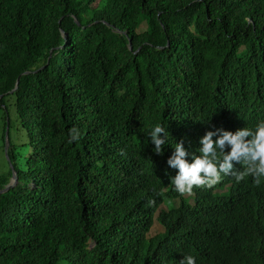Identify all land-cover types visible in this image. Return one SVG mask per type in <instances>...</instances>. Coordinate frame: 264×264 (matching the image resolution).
Instances as JSON below:
<instances>
[{
	"label": "trees",
	"instance_id": "16d2710c",
	"mask_svg": "<svg viewBox=\"0 0 264 264\" xmlns=\"http://www.w3.org/2000/svg\"><path fill=\"white\" fill-rule=\"evenodd\" d=\"M262 120L264 0H0L3 148L7 125L26 132L0 173V189L18 178L0 193V264H208L198 247L223 244L230 206L198 191L168 223L176 194L154 197L143 175L171 176L175 142L198 155L206 130Z\"/></svg>",
	"mask_w": 264,
	"mask_h": 264
},
{
	"label": "clouds",
	"instance_id": "9594fccd",
	"mask_svg": "<svg viewBox=\"0 0 264 264\" xmlns=\"http://www.w3.org/2000/svg\"><path fill=\"white\" fill-rule=\"evenodd\" d=\"M166 128L158 123L148 133L151 151L157 155L163 154L170 137ZM79 138V131L73 128L68 142ZM171 148L164 166L166 174L171 176L153 178L149 174L143 175L151 190H155L157 195L154 197L166 198L168 192L176 194L170 205L172 213L168 223L183 219L184 214L191 211L188 206L193 203L191 196L196 192L220 196L230 206L226 221L232 227L217 251L213 245L199 246L198 249L208 264H264V222L254 214L257 206L264 207V120L258 121L254 128L243 127L234 132L221 127L206 130L199 138L198 155L188 151L182 141L175 142ZM237 163L243 164L240 169H237ZM231 175L237 183L249 177L250 185L243 195L231 191L234 183ZM184 200L186 205L181 208ZM161 208L167 209L164 202L159 204L158 211ZM155 225L159 231L163 230L162 225ZM200 234L203 233L197 236ZM178 264H196V258L185 255Z\"/></svg>",
	"mask_w": 264,
	"mask_h": 264
},
{
	"label": "rangeland",
	"instance_id": "374dc122",
	"mask_svg": "<svg viewBox=\"0 0 264 264\" xmlns=\"http://www.w3.org/2000/svg\"><path fill=\"white\" fill-rule=\"evenodd\" d=\"M144 29V24L141 25V27H139V31ZM15 121V120H14ZM16 122V121H15ZM13 122L12 124L10 123V125H7V130H5V147L3 148V140H2V125L0 122V173L3 174L5 172L8 171V168H11V164L8 162V158L6 156V144H7V138L8 141L9 139L14 143V144H20V142L26 143V132L24 129H20L19 132V128H17V124ZM25 122V121H24ZM24 125V124H22ZM10 128V129H9ZM9 130V132H8ZM26 146H24L23 150L24 152H27V148H25ZM158 230V226L155 225L153 228V231H157Z\"/></svg>",
	"mask_w": 264,
	"mask_h": 264
},
{
	"label": "water",
	"instance_id": "95a60500",
	"mask_svg": "<svg viewBox=\"0 0 264 264\" xmlns=\"http://www.w3.org/2000/svg\"><path fill=\"white\" fill-rule=\"evenodd\" d=\"M64 36L66 37V34H64ZM17 82H18V79H17ZM16 85H17V83H16ZM6 130H7V127H6ZM6 146H8V139H7ZM16 182H17V176H16V173L12 170L9 183L7 185H5V187L3 189H0V193L6 192L9 188L14 187Z\"/></svg>",
	"mask_w": 264,
	"mask_h": 264
}]
</instances>
